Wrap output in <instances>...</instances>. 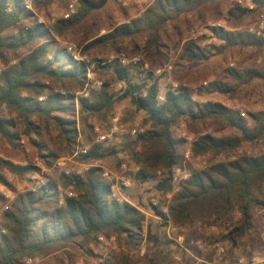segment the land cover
Wrapping results in <instances>:
<instances>
[{
	"label": "trees",
	"instance_id": "16d2710c",
	"mask_svg": "<svg viewBox=\"0 0 264 264\" xmlns=\"http://www.w3.org/2000/svg\"><path fill=\"white\" fill-rule=\"evenodd\" d=\"M109 1L80 0L77 13L71 18L62 19L51 28L36 23L14 35L9 31L33 13L25 10L24 0H0V60L4 65L0 74V138L15 149H24L26 144L22 142L26 141L36 151L38 164L55 171L59 159L72 157L84 146L83 136L85 144L91 146L89 153L81 156L84 163L104 162L124 151L135 163L136 181L143 185L155 180L156 189L167 194L174 190L173 171L184 160L185 142L174 134L181 120L188 118L205 124L221 121L231 134L205 135L194 141L192 157L233 156L201 170L189 168L191 176L182 183L181 192L173 196L169 214H163L160 207H154L153 213L165 221L171 220L182 233L194 235L217 225L228 232L234 245L242 243L255 230L256 218L264 211V150L256 155H234L264 141V112L248 113L245 118L220 103L196 100L193 90L186 87L167 89L161 102L159 78L119 64L114 68L122 85L119 92H113L111 85L102 81L100 91L91 92L88 98L80 97L90 84L88 73L93 63L75 60L58 39L104 9ZM220 1L223 0H153L141 16L93 37L85 50L111 47L119 52L129 44L134 47L133 54H141L146 60L165 59L170 44L179 49L193 22L220 15ZM252 2L258 13L264 12V0ZM248 16L249 12L235 6L225 20L238 23ZM210 37L218 44L213 49L220 54L234 49L264 50V39L247 31L215 27L211 28ZM22 50L27 53L20 55ZM7 53L14 56L13 60H7ZM212 55V51L189 42L180 51L177 67L200 66L208 63ZM102 68L95 65L94 72ZM229 77L231 82L210 83L206 94L235 99L244 87L263 80L264 73L233 69ZM125 100L138 113H144L150 129L122 145V150L116 146L119 140L114 144L95 142L93 122L106 124L116 105ZM138 145L142 147L140 153L133 149ZM1 167L6 172L0 171V186L16 197L0 216V264H25L28 258L45 257L71 246L85 250L100 238H114L118 246L130 252L146 243L148 264H173L175 255L186 252L176 244L159 240L147 225L142 204L114 199L111 183L100 167L92 168L83 177L74 174L69 181L63 180V187L71 189L73 197L61 195L58 182L50 177L43 189L17 194L8 174L26 180L27 175L40 174L41 167L36 163L6 161ZM129 258L125 254L120 263L110 258L109 264H128Z\"/></svg>",
	"mask_w": 264,
	"mask_h": 264
},
{
	"label": "rangeland",
	"instance_id": "374dc122",
	"mask_svg": "<svg viewBox=\"0 0 264 264\" xmlns=\"http://www.w3.org/2000/svg\"><path fill=\"white\" fill-rule=\"evenodd\" d=\"M79 1L35 0L33 2V10L31 11L33 16L22 20L20 24L9 31V34H19L36 23L44 24L49 28L54 27L58 21L66 19L65 14L70 3L76 2L78 10ZM152 3L153 0H110L104 9L96 12L91 18L85 20L81 25L67 32L58 40L62 46L76 49L82 61L93 63L89 70L93 80L101 83L102 81L108 82L113 92H119L122 87L115 75V66L117 64L120 65V60L123 58L127 60L139 58L141 60L140 66L129 65L126 68H130L134 72L138 70L143 75L152 74L154 78H159L162 86L161 94L163 95L167 89L172 88V84L178 83L182 87L193 90L196 100L200 102L220 103L233 111L243 112V117L245 118H248V113L264 112V79H258L251 85L244 87L240 95L235 99L217 94L208 95L205 91L210 83L216 80L230 81L229 71L233 69H257L264 73V50L234 49L220 54L219 51L213 49V46L217 44L210 37L211 28H215L213 26L214 24H224L225 30L246 31L250 23V20H243L230 24L225 20L227 11L235 6V0L220 1L218 4L220 15L211 16V18L208 17L200 23L193 22L192 27L185 33V38L181 42L179 49H176L173 44H170L171 50L168 51L165 59L153 58L146 60L141 54H133L134 47L129 44L121 47L119 52H116L111 47L85 50V47L95 38L103 36L110 29H115L123 23L141 16ZM189 42H195L203 49H207L209 52L212 51L214 55L211 56L210 61L200 66L192 67L191 64H188L186 68L177 67L180 51ZM26 53L27 50H22L20 55H25ZM6 58L8 61H11L14 56L7 53ZM95 65H100L104 68L94 72ZM168 65L172 67L171 71L166 70V66ZM3 66L0 60V70H2ZM204 82H208V86H204ZM112 115L106 124L93 122L96 125L94 127L95 142H97L98 137L96 129L98 128L101 132H106L110 128L114 117L119 118L120 125L124 128L138 126L143 130V133L147 129H150V124L146 122L144 113H138L128 100L117 104ZM174 134L176 138L185 142L182 150L184 160L185 153L190 151L191 158L186 165L189 172H191L190 169L193 171L201 170L206 168L210 163L223 162L233 156H216L211 154L204 157H192L191 145L194 141L199 140L205 135L223 137L231 134L221 121L205 124L193 123L188 118H184L176 127ZM136 137L121 139L116 143V146L119 150H122V145L131 143ZM81 142L84 146H89L85 144L83 136ZM22 143L26 144L24 149H15L0 138V171H5L1 167L2 161L21 165L36 163L40 167L42 166L38 164L36 151L31 146H28L26 141ZM89 147L91 148V146ZM133 149L137 153L142 151V147L139 145ZM263 150L264 141L262 140L255 146H246L234 156L241 154L256 155ZM69 158L71 157H64L59 160ZM73 162L81 163L83 161L81 160V156H79ZM95 165L96 167L102 168L104 174L106 172L111 173L112 179L122 174L132 181V187L123 191L124 196L128 197L129 200H133L132 202L137 206L143 205L141 208L146 213L147 225L151 226L152 231L162 243H173L186 251L185 254H181L180 252L175 255L173 264H252L254 261L257 264L264 263V211L256 218L255 230L244 238L242 243L236 245L228 239V232L223 227L217 225L206 227L194 235L189 234L187 231L182 233L174 225L176 231L169 234L167 221L171 220L165 221L161 219L153 213V208L160 207V211L167 216L169 214V204L173 196L177 194L175 189L170 193L163 194L156 189L157 181L155 180H151L143 185L139 184L134 177L136 170L135 163L130 159L128 153L124 151H120L118 157L109 158ZM123 166H125L124 169ZM64 169H68L72 176L74 174L76 175L75 172H77L78 166L72 162H66L65 165H60L58 170L55 171L41 167L40 174L27 175L26 180L17 179L11 174H8V178L16 186L17 194L32 190L37 179H48L50 177V179L58 182L62 193L61 195H67L72 190H66L63 187V180L69 181L71 177L67 178L64 176ZM105 178L110 183V180L107 177ZM15 197L16 195L14 193L0 186V216L7 210V207L9 208L11 206ZM146 235L147 228L144 231V237ZM198 243L199 245H197ZM186 244L190 245L191 248L189 247L188 249ZM86 249H90L91 252H87ZM86 249L83 250L81 247L71 246L45 257H35V259H38L37 264H109L110 261L120 263L123 261V256L128 254L130 256L128 264H148V248L146 243H142L136 251L130 252L125 247L118 246L114 238H111L109 241L98 240L95 245L86 247Z\"/></svg>",
	"mask_w": 264,
	"mask_h": 264
},
{
	"label": "built area",
	"instance_id": "2783aa9c",
	"mask_svg": "<svg viewBox=\"0 0 264 264\" xmlns=\"http://www.w3.org/2000/svg\"><path fill=\"white\" fill-rule=\"evenodd\" d=\"M34 1L35 0H24V7H25V10L27 12H31L33 10V2ZM239 5H242V7L246 8L249 12L257 11L255 5L252 2L244 3L243 1H240ZM76 13H77L76 2H72L68 6V10L65 14V18L69 19L73 15H75ZM214 27L223 28V26H221V25H214ZM246 31L249 34H252L258 38L264 39V12H260L257 14L255 21L248 25ZM68 52L75 58V60H81L80 54L76 49L70 47V48H68ZM120 63H121L120 65L123 67H127L129 65L140 66L141 60L139 58H134L133 60H127V59L123 58L120 60ZM166 70L171 71L172 67L170 65H168V66H166ZM160 72H158V73H160ZM0 74H1V70H0ZM88 78L90 80V84H89L88 88L84 92L79 94V96L82 98H88L92 91L97 92L102 87L101 82H99L97 80H93V78L90 75V72H89ZM203 85L208 86V82H204ZM181 87L182 86L180 84L174 83V84H172L171 89L173 91H177ZM44 100H45V97L40 98L41 102H43ZM159 100L161 102H164L165 97L163 94L160 95ZM239 113L242 117L244 116L243 112H239ZM96 132L98 135L97 142L103 143V144H114L116 141L121 140V139H125L127 137H136L140 133H143V130L140 129L138 126L131 127V128H124L123 126L120 125L119 118L114 117L112 119V123H111L110 128L106 132H101L98 128L96 129ZM89 151H90L89 146L79 147L77 152L71 158L59 160L57 165L60 166V165H65L66 162H72L78 166V170H77V172H75L76 176H79V177L83 176L84 174L89 173L92 168L96 167V165L95 164H87L84 162L76 163L73 161H75V159L79 156L87 155L89 153ZM190 158H191L190 151H187L185 153V160H184L183 166L178 167L173 171L172 184H173L175 192L177 194H179L182 190V182L186 181L191 176V172H189L187 167H186L187 162L190 160ZM124 168H125V166H123V169ZM63 174L67 178L71 177V173L68 169H64ZM104 176L110 180V183H111L110 189H111L112 197L114 199H116L118 202L126 201V202H129V203L134 205V202L129 200L128 197L124 196V192H123L127 188L132 187V181L129 178L120 174L119 176H115V178L112 179L111 173H109V172H106L104 174ZM46 185H47V180L44 178H39L35 181V186L33 187L32 190L33 191L41 190ZM67 196L73 197L74 194H73V192H68ZM154 205H156V203H154ZM6 209H8V207ZM167 223H168V233L169 234L171 232L176 231V227L174 226V224L171 221H167ZM100 240H102V239L100 238ZM197 245H199V243ZM37 263H38V259H35V258H28L25 262V264H37ZM252 264H257V262L254 261Z\"/></svg>",
	"mask_w": 264,
	"mask_h": 264
},
{
	"label": "crops",
	"instance_id": "0c3cea01",
	"mask_svg": "<svg viewBox=\"0 0 264 264\" xmlns=\"http://www.w3.org/2000/svg\"><path fill=\"white\" fill-rule=\"evenodd\" d=\"M240 1H243L244 3H247V2H252V0H235V6L242 9V10H246L247 12H249L246 8H243L242 5H239V2ZM253 3V2H252ZM254 4V3H253ZM255 5V4H254ZM234 6V7H235ZM256 7V5H255ZM257 8V7H256ZM257 10V9H256ZM228 12V11H227ZM258 12L257 11H254V12H249V16L247 18H245L244 20H250V23L254 22L255 19H256V16H257ZM227 15V14H226ZM226 17V16H225ZM243 21V20H242ZM241 22V21H240ZM249 23V24H250ZM214 25H221L223 26V29L225 28L224 24L222 23H217V24H214ZM213 25V26H214ZM202 103H205V102H202ZM144 212V211H143Z\"/></svg>",
	"mask_w": 264,
	"mask_h": 264
}]
</instances>
